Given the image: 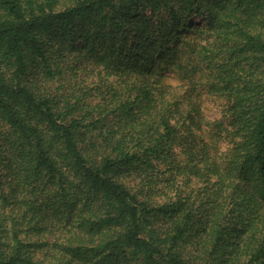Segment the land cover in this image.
<instances>
[{
    "label": "trees",
    "instance_id": "trees-1",
    "mask_svg": "<svg viewBox=\"0 0 264 264\" xmlns=\"http://www.w3.org/2000/svg\"><path fill=\"white\" fill-rule=\"evenodd\" d=\"M0 264H264V0H0Z\"/></svg>",
    "mask_w": 264,
    "mask_h": 264
},
{
    "label": "rangeland",
    "instance_id": "rangeland-1",
    "mask_svg": "<svg viewBox=\"0 0 264 264\" xmlns=\"http://www.w3.org/2000/svg\"><path fill=\"white\" fill-rule=\"evenodd\" d=\"M194 24H201V22L195 21ZM169 83L173 85H180L179 82L171 76V79L168 80ZM201 96L202 109L208 119L217 120L220 119L221 107L219 102L216 101L213 97L209 96L205 90H199ZM223 146V144H222Z\"/></svg>",
    "mask_w": 264,
    "mask_h": 264
}]
</instances>
